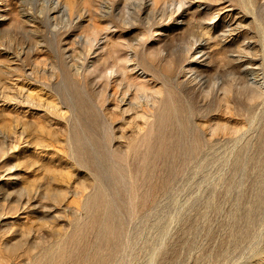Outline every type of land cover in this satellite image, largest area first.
Returning <instances> with one entry per match:
<instances>
[{"label":"rangeland","instance_id":"obj_1","mask_svg":"<svg viewBox=\"0 0 264 264\" xmlns=\"http://www.w3.org/2000/svg\"><path fill=\"white\" fill-rule=\"evenodd\" d=\"M0 264H264V0H0Z\"/></svg>","mask_w":264,"mask_h":264},{"label":"bare ground","instance_id":"obj_2","mask_svg":"<svg viewBox=\"0 0 264 264\" xmlns=\"http://www.w3.org/2000/svg\"><path fill=\"white\" fill-rule=\"evenodd\" d=\"M198 4V3H197Z\"/></svg>","mask_w":264,"mask_h":264}]
</instances>
